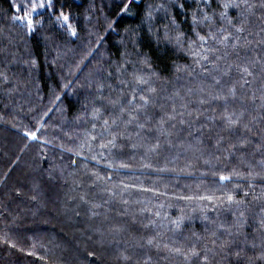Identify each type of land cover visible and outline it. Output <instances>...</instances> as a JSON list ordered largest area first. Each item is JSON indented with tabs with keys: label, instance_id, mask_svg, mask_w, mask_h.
Listing matches in <instances>:
<instances>
[{
	"label": "trees",
	"instance_id": "1",
	"mask_svg": "<svg viewBox=\"0 0 264 264\" xmlns=\"http://www.w3.org/2000/svg\"><path fill=\"white\" fill-rule=\"evenodd\" d=\"M126 2L53 0L55 11L43 10L29 33L13 20L16 2L0 0V133L7 145L14 138L20 145L0 159V264H153L157 258L156 264H172L190 248L198 253L193 264L204 257L206 264H264V247H253L245 259L236 248L241 238L221 253L209 235L217 226H231L233 217L241 221L239 237L251 242L256 221L264 233V0L227 10V0H135L122 13ZM60 11L70 15L76 36L56 20ZM194 16L201 22L193 25ZM209 32L216 37L203 46L211 50L209 60L197 64L189 45L202 51L196 34L207 38ZM222 35L231 36L227 47L219 43ZM64 48L67 56L57 61ZM63 63L72 69L65 73ZM179 71L186 77L178 82ZM135 76L147 83L137 85ZM225 116L238 123L227 126ZM26 131H37V140H28ZM37 151L40 171L50 153L68 164L76 185L64 180V189L90 203V215L107 208L112 218L120 211L127 223L124 241L139 239V248L106 249L79 220L72 229L50 221L48 210L56 204L48 180L31 177L39 189L34 194L20 183L25 169L17 171L22 152L28 157ZM221 175L230 179L221 181ZM99 187L113 196L108 204V195L96 193ZM225 194L243 203L222 204L218 198L226 201ZM20 196L35 202L24 216L18 208L29 202L24 206ZM123 206L135 214L121 212ZM178 218L183 223L176 228L172 221ZM125 223L113 226L121 231ZM54 245L69 251L49 254ZM209 252L217 260L209 261ZM69 255L76 260L68 261ZM255 256L263 263L252 262Z\"/></svg>",
	"mask_w": 264,
	"mask_h": 264
},
{
	"label": "rangeland",
	"instance_id": "2",
	"mask_svg": "<svg viewBox=\"0 0 264 264\" xmlns=\"http://www.w3.org/2000/svg\"><path fill=\"white\" fill-rule=\"evenodd\" d=\"M16 3H19L20 0H14ZM43 10L40 11V13ZM40 13H37L34 15L33 20L34 22L40 21L41 17H39ZM68 50L66 48H64V52H62L60 54L59 57L56 58L57 61L64 59L67 56ZM66 66V69L64 70L65 73L69 72L72 68H69V63H63ZM177 78L175 79L176 81L179 82L180 79H184L186 77V75H184L183 72H177ZM183 81V80H181ZM187 86L186 85H182V87ZM180 89V88H179ZM185 90V89H184ZM11 92V91H10ZM7 93V96L9 97L11 94ZM34 94V93H33ZM151 94V93H150ZM34 96V95H33ZM184 96V93H183ZM34 98H36L34 96ZM177 98H184V97H177ZM164 102V101H163ZM162 102V103H163ZM126 132H122L121 134H119L121 137L122 135L125 136ZM63 136V134H60ZM14 140V141H13ZM10 139V141H12L13 143H11L10 145H7L9 139L7 137H5V135L0 133V159H8L10 158V155L13 154L14 149L18 148L19 142L16 140V138L14 139ZM7 141V143H6ZM54 141L57 142L60 145H65L67 146L69 143L66 142V140H61L59 137H55ZM76 145V144H75ZM71 146V145H70ZM61 149V148H60ZM41 151V150H40ZM62 151V150H59ZM45 152L44 150L42 151V153ZM44 155V153H43ZM21 160L19 161L18 165H17V171L21 170V169H25V173L23 175V181H21L20 183H22L26 188H28V190L34 194H36L37 192H39V189H36V187H34L33 183H32V178L37 179V180H41V179H47V183H46V187L49 188L50 190L53 191V195L55 197L54 203L56 204L54 207H51L49 211L50 213V221L52 220L53 223H57L60 226L63 227H70L72 229V226H75L76 224V220H79L80 227H82L84 229V233H87L88 235H92V237L94 239H96L99 243L101 247H106L107 248H114V249H125L127 252H132L135 249H138L140 246V241L138 239V242H125L123 239L125 237L126 234V226L127 223H125L122 218V213H118V212H113L112 214V218L111 214L109 213V211L107 210V208L105 210L100 209L101 212L98 211V213L94 216H98V219L94 220L92 215H90V211L89 209L91 208V204L88 203L86 200L84 201L82 198H80L78 195L74 194V191L72 189H69V191L65 190L64 186H65V181L67 180L71 187L73 188V186H75V182L74 180L76 179L75 177V173L68 172V164H66V162L64 160H62L58 155H52V153H50L49 157H48V167L44 168L43 170L40 171V154L37 152H33L32 154H27L23 153L21 154ZM79 170L82 172L84 171V167H80ZM32 177V178H31ZM29 178V180H28ZM31 178V179H30ZM65 180V181H64ZM73 181V182H72ZM96 181V180H95ZM98 181V179H97ZM96 181V182H97ZM95 184V183H94ZM92 184V185H94ZM85 192V191H84ZM96 193L99 195H108V199L107 201L104 202V204H108V201L110 202L111 200H113V196L109 195L108 192H106L104 190L103 187H99L98 190H96ZM120 196V194L118 195ZM79 197V198H78ZM117 197V196H116ZM21 202L22 204L26 202H29L28 205H24L26 209H22V208H18L19 210L17 212H19V214H21V216H24V213L29 214L31 208H32V204H34V201H27V197H21ZM46 205V204H45ZM48 206V204L46 205ZM45 206V207H46ZM38 207V205H37ZM124 210L121 212L124 213H131L128 214L131 216H133L135 214L134 210L130 207V206H123ZM47 208V207H46ZM46 208H44L46 210ZM49 208V207H48ZM43 208L41 207L39 211L40 215L44 214ZM43 211V212H42ZM81 215V218H79V216ZM32 217V216H31ZM75 217H77L78 219H75ZM128 217V219H133ZM20 218V217H19ZM109 218V219H108ZM240 218H235L233 217V223L231 226L227 227V228H222L221 226H217L216 228L213 229V231H210V238L212 237L213 242L215 243L213 246L214 247V251H220L222 253V251H224L226 248L228 249V247H230V249L232 248V242L235 240V238H241L239 241L238 246L236 247L237 249H239L242 252V256L246 259L247 255L249 254L248 252L252 251L253 247L256 248V250L258 249H262L264 247V233H262L261 230H258L261 228L262 223L258 222V221H254L256 223V225H258V229H256V233L255 236L253 237V239H251V242L248 241V239H244L243 237H239L241 235V230L239 228V220ZM256 219V218H255ZM85 222V225L84 223ZM115 222H119L120 224H124L123 226H125V228L123 230H117L113 224ZM11 225H9L8 227H10ZM14 227V226H13ZM217 233H222L224 236V240H218L216 239L217 237ZM72 235V232H71ZM90 245V243H92L90 241V239L86 240ZM134 243V244H133ZM192 244V247H194V242H190ZM191 244L188 245V247H191ZM78 248V246L75 245V249ZM193 248H190V251L188 252L187 256H189L188 260H185V256L181 257V261L179 262H174L172 264H193L192 263V256L190 255V252L192 251ZM48 253L49 254H56L58 252H68V248L66 247H61V246H57L54 245L52 246V248H48ZM195 250V249H194ZM255 250V251H256ZM146 251V250H145ZM214 253L209 252L208 255V259L209 261H215L217 260L215 257ZM247 254V255H246ZM132 255V254H131ZM233 255V256H232ZM229 255L230 256V260H232L235 255L232 254ZM233 257V258H232ZM68 261H75V256H71L69 255L67 257ZM101 259H103V257H101ZM159 258L155 259L153 264H156ZM235 259V258H234ZM233 259V260H234ZM252 262L255 261V259H257V261H259L258 259H260L259 257H252ZM226 261V260H225ZM216 264H223L222 260L220 261H216ZM260 262L263 263V261L260 259ZM195 264V263H194ZM197 264H206L205 260L203 259L201 262L197 263ZM209 264V263H208Z\"/></svg>",
	"mask_w": 264,
	"mask_h": 264
},
{
	"label": "snow or ice",
	"instance_id": "3",
	"mask_svg": "<svg viewBox=\"0 0 264 264\" xmlns=\"http://www.w3.org/2000/svg\"><path fill=\"white\" fill-rule=\"evenodd\" d=\"M135 2V0H127L126 3L123 4V7L121 8V12L122 13H127L130 11V5ZM205 2L207 3L208 0H205ZM251 7L250 5H248L247 0H239V2H237V0H227V2L223 3L222 7L224 9H229V8H240V7ZM13 7L15 8L16 14L13 16V20L16 21H20L22 25H26L27 30L29 33H31L32 31H34L33 28V24H34V20L33 17L35 14L40 13L41 10H45V11H49V12H54V6H53V0H20L19 3H14ZM182 7V5H181ZM149 17L151 16V12L148 13ZM221 18L225 19L227 18V12H222L220 13ZM56 20L60 23H62L63 25H66V30L68 31V33L71 36H76L77 35V31L76 28L73 26V24L71 23V19H70V15L69 14H65L63 11H60L57 15H56ZM210 18L205 14L203 17V21H209ZM201 21L198 20L195 16L193 17V25H196L198 23H200ZM229 25L232 24L231 20L227 21ZM38 23V21H37ZM109 28H112V25L109 24ZM243 27H238L235 29V31L237 33L243 32ZM225 30L221 29V33H223ZM197 38L200 42V46L203 48L204 45L207 44V41L209 38L211 39H215V34L212 32H209L208 37L206 38L203 35H200L199 33L196 34ZM231 36L230 35H222L219 43H221L222 45H224L225 47L228 46L229 42H230ZM236 39L238 40L239 37H236ZM177 41L180 42V37H177ZM194 43V42H193ZM190 49H192V54L193 56L196 58V63L197 64H201V62H207L209 60V56H208V52L211 51L208 48H203L202 51H196L193 47V45H189ZM232 47H236V44H232ZM217 59H220V57H217ZM35 62L33 61V64ZM241 71L243 73H246L248 75H251V73L249 72L247 67H244L241 69ZM218 82V81H217ZM247 81H245L246 83ZM135 83L137 85H141V84H145L147 83L146 80L143 79V77L141 76H135ZM65 87H67V85H65ZM135 91V90H134ZM154 91V90H153ZM229 92L234 96L235 95V89H229ZM216 99H220L221 97H215ZM57 99H59V97H57ZM141 101H143L144 105H147L148 100L145 99L143 96L140 97ZM129 103H134L133 101H129ZM203 103V101H202ZM51 111V110H49ZM97 112L99 111L98 109L96 110ZM45 115H47V113H45ZM225 121L227 126L231 127L234 126L236 123H238V118L237 119H233L232 116H225ZM183 123V121H181ZM105 125H107L108 121L104 122ZM38 131V130H37ZM37 131H32V132H25L24 135L28 138V140L30 141H35L37 140ZM46 143V141H45ZM109 143H114V141H109ZM101 147H104V145H101ZM121 167H124V165H121ZM230 179L229 176H224L221 175L220 176V180L221 181H228ZM226 195V201L223 200L222 198H218L221 200V203H227L228 206H231L233 204L236 205H240L243 203L242 200H236L233 194H225ZM248 195L247 192L244 193V196L246 197ZM189 199H191V197H189ZM201 200H211V197H200ZM243 215V213H241V216ZM183 223V219L182 218H178L177 220L172 221V224L175 225L176 228H179L181 226V224ZM150 244L152 243L151 240L148 241ZM178 254L180 253V249H176L175 250ZM31 254V253H29ZM191 256H197L198 253L193 249L190 252ZM189 256H185V260H188ZM205 262L207 261V257H204Z\"/></svg>",
	"mask_w": 264,
	"mask_h": 264
}]
</instances>
